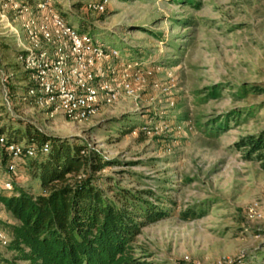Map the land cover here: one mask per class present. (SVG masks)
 I'll use <instances>...</instances> for the list:
<instances>
[{
  "label": "rangeland",
  "instance_id": "rangeland-1",
  "mask_svg": "<svg viewBox=\"0 0 264 264\" xmlns=\"http://www.w3.org/2000/svg\"><path fill=\"white\" fill-rule=\"evenodd\" d=\"M11 1L0 0V39L9 46L0 53V128L27 124L48 138H80L115 163L97 175L102 186L155 194L168 215L137 236L142 262L264 264V170L236 147L264 131V93L243 90L264 88V0H108L103 13L88 9L102 0H53L78 33L119 52L105 65L131 73L135 94L86 121L23 102L27 82L13 80L8 67L27 46L22 25L31 15ZM241 109L248 112L226 122ZM131 124H141L145 137L123 135ZM15 165L11 174L0 157V183L40 192L29 161ZM253 202L263 210L259 221L246 216ZM186 212L197 218L183 220ZM14 224L0 203V232L9 238ZM0 255L11 258L1 242Z\"/></svg>",
  "mask_w": 264,
  "mask_h": 264
},
{
  "label": "trees",
  "instance_id": "trees-1",
  "mask_svg": "<svg viewBox=\"0 0 264 264\" xmlns=\"http://www.w3.org/2000/svg\"><path fill=\"white\" fill-rule=\"evenodd\" d=\"M13 1L41 15L43 11L38 6L45 5L44 14L62 16L53 0ZM8 50L9 46L0 39V53ZM24 54L17 51V63L8 68L14 74L13 80L27 82L23 102L33 103L27 96L33 86L31 74L21 72ZM243 90L264 93V88L257 85L244 86ZM247 112V109L234 111L226 122ZM142 127L131 124L121 133L137 132L138 137L144 138ZM1 138L5 143L0 144V157L5 164L11 160L7 145L25 142L26 147L35 148L34 157L23 154L20 159L29 161L30 174L38 182L40 192L33 194L12 188L0 193V203L15 220L5 245L11 258L0 255V264H146L135 256L136 238L149 223L168 215L157 204L162 202L155 194L102 186L103 180L97 175L115 163L91 150L80 138H48L27 124L17 129L0 128ZM44 146L49 148L47 153L43 152ZM236 147L247 160L256 158L264 170V131L242 139ZM181 218L186 221L197 216L186 212Z\"/></svg>",
  "mask_w": 264,
  "mask_h": 264
},
{
  "label": "built area",
  "instance_id": "built-area-1",
  "mask_svg": "<svg viewBox=\"0 0 264 264\" xmlns=\"http://www.w3.org/2000/svg\"><path fill=\"white\" fill-rule=\"evenodd\" d=\"M107 3L108 0H102L90 4L88 9L103 13ZM38 8L43 11L39 18L23 8L31 16L22 25L27 46L23 47L25 54L21 60L23 70L31 74L33 83L27 96L38 107L51 117L86 121L96 116L102 106L114 104L122 95L135 94L128 70L120 73L115 65H105L109 59L118 58V51L104 46L88 34L78 33L59 14H44L45 5ZM133 81L140 83L139 71L133 74ZM8 96L6 91V101ZM4 143V138H1L0 144ZM5 149L11 159L7 164L11 174L16 171L15 161L23 154L28 158L36 154L34 147H26L25 144L22 147L12 143ZM48 150V146H44L43 152ZM11 190V180L0 183V193ZM246 216L250 221L261 220L263 210L260 204L251 203ZM8 241V237L0 232V242L6 245ZM218 264L234 263L224 258Z\"/></svg>",
  "mask_w": 264,
  "mask_h": 264
}]
</instances>
